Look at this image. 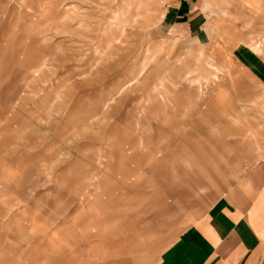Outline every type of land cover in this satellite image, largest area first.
Instances as JSON below:
<instances>
[{"label": "crops", "instance_id": "obj_1", "mask_svg": "<svg viewBox=\"0 0 264 264\" xmlns=\"http://www.w3.org/2000/svg\"><path fill=\"white\" fill-rule=\"evenodd\" d=\"M164 1L147 53L150 67L134 78L154 79L155 92L167 98L156 95L165 109L175 104L192 118V128L180 133L186 136L179 143L180 170L171 181L164 177V193L160 186L147 197H127L132 225L124 221L123 193L55 191L50 203L24 206L22 200L15 209L8 206L13 193L2 185L9 178H0V264H264V0ZM139 3L121 0L111 23L136 22ZM113 24L104 29L109 35ZM189 72L203 83L209 79L205 101L187 80ZM179 88L187 102L173 92ZM111 145L122 156L117 165L104 161L103 173L117 168L119 180L129 175L137 181L140 168L134 162L131 172L125 164V144L116 139ZM39 196L44 199V193ZM146 198L175 225L168 218L156 224L155 217L151 236L156 226L166 227L158 241L149 240L154 245L148 255L141 252L151 246L141 240L139 223ZM94 200L101 215L97 224L106 227L102 234L93 229L83 235Z\"/></svg>", "mask_w": 264, "mask_h": 264}, {"label": "rangeland", "instance_id": "obj_2", "mask_svg": "<svg viewBox=\"0 0 264 264\" xmlns=\"http://www.w3.org/2000/svg\"><path fill=\"white\" fill-rule=\"evenodd\" d=\"M164 3L143 0L142 8L134 9L136 22L118 25L111 21L121 0H0V178L11 180L2 183L13 193L8 206H43L52 202L55 191L119 192L125 197L120 200L124 221L132 225V199L127 197H147L160 186L162 191L165 179L171 181L180 170L175 167L182 162L179 143L186 138L180 133L188 132L193 120L181 106L165 109L156 95L167 98L155 92L154 79L134 78L150 67L147 53ZM111 24L115 33L109 35L104 29ZM191 74L187 80L199 87L198 97L205 101L209 79L203 83ZM180 89L173 92L187 102ZM116 139L128 149L124 160L130 171L134 162L140 168L135 182L129 175L119 180L117 168L103 173L104 161L117 165L114 161L122 156L111 145ZM39 193L44 199H38ZM147 199H141L139 216L141 240L151 246L141 247L146 255L154 245L149 240L158 241L166 227L156 226L151 236L155 217L156 224L168 218L175 227ZM91 204L83 235L93 229L102 234L106 227L97 224V201ZM139 223L134 220V226Z\"/></svg>", "mask_w": 264, "mask_h": 264}]
</instances>
